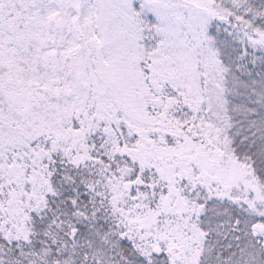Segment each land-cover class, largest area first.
<instances>
[{"label":"snow or ice","instance_id":"6c2138e0","mask_svg":"<svg viewBox=\"0 0 264 264\" xmlns=\"http://www.w3.org/2000/svg\"><path fill=\"white\" fill-rule=\"evenodd\" d=\"M0 264H264V0H0Z\"/></svg>","mask_w":264,"mask_h":264}]
</instances>
